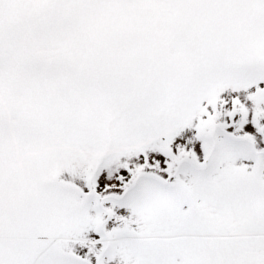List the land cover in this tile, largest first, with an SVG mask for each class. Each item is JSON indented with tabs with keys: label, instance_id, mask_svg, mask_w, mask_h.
<instances>
[{
	"label": "snow or ice",
	"instance_id": "snow-or-ice-1",
	"mask_svg": "<svg viewBox=\"0 0 264 264\" xmlns=\"http://www.w3.org/2000/svg\"><path fill=\"white\" fill-rule=\"evenodd\" d=\"M0 264H264V0H0Z\"/></svg>",
	"mask_w": 264,
	"mask_h": 264
}]
</instances>
